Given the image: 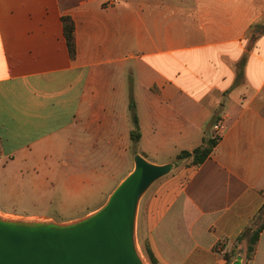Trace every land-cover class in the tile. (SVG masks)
I'll list each match as a JSON object with an SVG mask.
<instances>
[{
    "label": "crops",
    "instance_id": "1",
    "mask_svg": "<svg viewBox=\"0 0 264 264\" xmlns=\"http://www.w3.org/2000/svg\"><path fill=\"white\" fill-rule=\"evenodd\" d=\"M263 29L264 0H0V169L83 199L119 185L136 153L175 161L220 124L209 157L176 163L137 221L159 264H226L221 245L264 205ZM247 264H264V229Z\"/></svg>",
    "mask_w": 264,
    "mask_h": 264
},
{
    "label": "water",
    "instance_id": "2",
    "mask_svg": "<svg viewBox=\"0 0 264 264\" xmlns=\"http://www.w3.org/2000/svg\"><path fill=\"white\" fill-rule=\"evenodd\" d=\"M134 161L133 171L102 207L70 222L71 232L54 235L49 228L27 231L0 223V264H136L132 248L138 250L140 200L176 162L156 164L139 153ZM231 264H243L242 252Z\"/></svg>",
    "mask_w": 264,
    "mask_h": 264
},
{
    "label": "rangeland",
    "instance_id": "3",
    "mask_svg": "<svg viewBox=\"0 0 264 264\" xmlns=\"http://www.w3.org/2000/svg\"><path fill=\"white\" fill-rule=\"evenodd\" d=\"M249 41L252 43V37L249 38ZM175 162L178 163V166L181 165V162H177L176 160ZM10 166V168L4 171L0 169V213L17 217L48 218L59 223L74 222L86 217V214L90 211L101 207L107 200V197L110 196L118 185L117 181H110L106 187L100 191L86 192L85 198L83 199L80 197L72 198L69 196L68 192L64 190L63 184L54 185L46 183L45 185H40L37 180L38 176H32L29 170L24 169L22 170L23 174H18V168L12 165ZM178 166L176 164L172 172L177 170ZM145 194L143 197L146 196ZM257 214L254 218H256ZM252 220L253 218L249 224L251 225L253 223V227H256L259 222H261L260 218L255 221L253 220L254 222ZM139 231L137 221L136 234L138 251L147 264H152L143 249L145 234ZM239 235L231 246L228 245V242H226L227 240H225L223 246L221 245V249L224 250L228 248L225 254H232L233 251L237 250L235 256H237L239 252H242L243 264H247L248 260H246L245 257L246 243L238 241Z\"/></svg>",
    "mask_w": 264,
    "mask_h": 264
},
{
    "label": "trees",
    "instance_id": "4",
    "mask_svg": "<svg viewBox=\"0 0 264 264\" xmlns=\"http://www.w3.org/2000/svg\"><path fill=\"white\" fill-rule=\"evenodd\" d=\"M62 19H63V25H64V33H65V37L67 40L70 55L72 57H75L76 56V39H75L74 20L69 15H64ZM256 39L257 37H252V44L249 46V48L252 47L253 42ZM246 61H247V54L245 53L236 64V71H237L238 77L243 75ZM130 109H131L132 120H133V125H134V129L132 131V138L134 140V143H137L140 138V130H139L140 128H139V120H138V116H137V112L135 109V104L133 102V99L130 100ZM219 139H220L219 136L205 137L203 143L200 146L193 149L192 151L182 150L177 155V158H175V160L177 162H180L182 160L191 159V164H201L209 157V155L211 154V152L214 150L215 146L217 145ZM259 218L261 219V222H259V224L256 227L252 226L253 223L251 225L249 224L238 237L239 242L246 243V253H245L246 260H249L252 258L253 253L255 251V246L260 236V233L264 229V205L260 208L256 218H253V220L255 221ZM143 249L152 264H159V261L157 260L148 241L143 242ZM236 252L237 250L233 251L232 254L226 253L224 255L227 260L226 264H230L232 262V260L236 257L235 256Z\"/></svg>",
    "mask_w": 264,
    "mask_h": 264
},
{
    "label": "bare ground",
    "instance_id": "5",
    "mask_svg": "<svg viewBox=\"0 0 264 264\" xmlns=\"http://www.w3.org/2000/svg\"><path fill=\"white\" fill-rule=\"evenodd\" d=\"M0 223L19 230L36 231L42 228H49L54 235H62L72 231V223H59L48 218L39 217H17L0 213ZM136 257V264H147L138 250L132 248Z\"/></svg>",
    "mask_w": 264,
    "mask_h": 264
},
{
    "label": "built area",
    "instance_id": "6",
    "mask_svg": "<svg viewBox=\"0 0 264 264\" xmlns=\"http://www.w3.org/2000/svg\"><path fill=\"white\" fill-rule=\"evenodd\" d=\"M213 127H214V130L216 132L215 135L220 136V130H221L222 126L220 124H215Z\"/></svg>",
    "mask_w": 264,
    "mask_h": 264
}]
</instances>
